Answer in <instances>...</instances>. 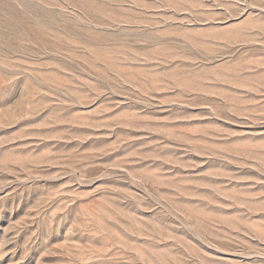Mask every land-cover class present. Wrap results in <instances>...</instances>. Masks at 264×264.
Returning <instances> with one entry per match:
<instances>
[{"label":"rangeland","instance_id":"rangeland-1","mask_svg":"<svg viewBox=\"0 0 264 264\" xmlns=\"http://www.w3.org/2000/svg\"><path fill=\"white\" fill-rule=\"evenodd\" d=\"M0 264H264V0H0Z\"/></svg>","mask_w":264,"mask_h":264}]
</instances>
